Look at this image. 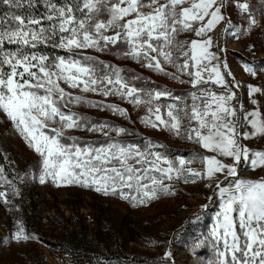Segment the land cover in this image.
<instances>
[{"label": "rangeland", "instance_id": "rangeland-1", "mask_svg": "<svg viewBox=\"0 0 264 264\" xmlns=\"http://www.w3.org/2000/svg\"><path fill=\"white\" fill-rule=\"evenodd\" d=\"M120 2L131 49L145 57L164 94L129 97L109 115L178 156L114 148L94 163L91 152L78 151L73 166L44 133L72 124L55 119L52 77L23 66L35 83L14 75L0 81V150L19 183L0 172V264H97L27 241L25 209H6L20 184L49 193L33 225L41 236L74 233L76 212L96 216L99 225L88 232L103 242L101 264L117 254L135 264H264V69H256L264 66V0ZM74 90L90 92L87 85Z\"/></svg>", "mask_w": 264, "mask_h": 264}, {"label": "trees", "instance_id": "trees-1", "mask_svg": "<svg viewBox=\"0 0 264 264\" xmlns=\"http://www.w3.org/2000/svg\"><path fill=\"white\" fill-rule=\"evenodd\" d=\"M121 6L120 0H0V81L8 83L14 75L22 77L21 84L35 83L31 75L23 73V66H29L41 79L48 72L56 94L51 98L58 114L55 119L64 118L72 124L64 132L46 126L44 133L69 153L73 166L78 151L91 152L94 163L107 156L104 151L114 148L135 147L145 153L155 150L165 157L178 156L167 147L153 146L128 123L116 121L123 119L109 115L126 105L129 97L164 94L162 86L150 76L145 57L135 55L131 49ZM85 85L90 92L76 94L74 87L80 90ZM41 86L48 87V83ZM121 130L123 136L119 135ZM0 172L13 187L19 184L18 175L1 150ZM77 186L80 191L83 184ZM46 190L44 185L20 184L15 190L17 198L6 206L11 212L16 204L25 209L29 219L21 217L20 224L27 241L55 255L73 260L82 257L86 262L101 264L98 255L106 251L101 246L103 242L98 240V233L89 238L88 232L90 224L99 225L96 216L88 219L76 212L69 222L76 231L62 237H44L35 232L34 222L42 219L50 205ZM186 224L183 235L190 228V221ZM115 234V230L109 233L111 237ZM110 264L135 263L125 260L124 254H117L111 257Z\"/></svg>", "mask_w": 264, "mask_h": 264}, {"label": "crops", "instance_id": "crops-1", "mask_svg": "<svg viewBox=\"0 0 264 264\" xmlns=\"http://www.w3.org/2000/svg\"><path fill=\"white\" fill-rule=\"evenodd\" d=\"M225 182H226L225 180L222 182V184H221L222 187H226L227 186ZM211 200H212L211 203L209 204V206L206 207V209L207 208H210L211 209V212H212L213 211V208L216 206V196H212V199ZM205 210H202L201 213L204 212Z\"/></svg>", "mask_w": 264, "mask_h": 264}]
</instances>
